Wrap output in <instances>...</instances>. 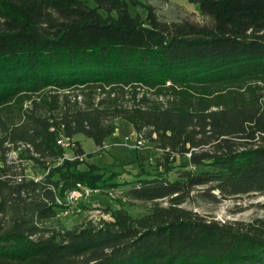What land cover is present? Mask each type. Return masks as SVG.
Segmentation results:
<instances>
[{
    "label": "trees",
    "instance_id": "obj_1",
    "mask_svg": "<svg viewBox=\"0 0 264 264\" xmlns=\"http://www.w3.org/2000/svg\"><path fill=\"white\" fill-rule=\"evenodd\" d=\"M0 0V103L47 86L154 89L166 83L200 85L264 75V0H188L208 18L166 22L152 9L141 18L136 0ZM98 86V87H100ZM193 109L76 108L59 115L30 116L0 135V264H264V221L246 228L202 219L171 206L140 219L116 214L101 228L43 236V222L63 205L65 192L94 187L100 168L64 159L59 137L81 134L101 148L126 120L163 158L189 153L196 167L170 180L146 176L129 189L134 198L180 200L185 187L215 181L223 194L264 192V100L208 111ZM18 152L44 173L27 179L12 172L7 154ZM77 155H83L80 147ZM37 235H40L37 237Z\"/></svg>",
    "mask_w": 264,
    "mask_h": 264
},
{
    "label": "rangeland",
    "instance_id": "obj_2",
    "mask_svg": "<svg viewBox=\"0 0 264 264\" xmlns=\"http://www.w3.org/2000/svg\"><path fill=\"white\" fill-rule=\"evenodd\" d=\"M85 1L94 6L93 1ZM148 8L166 22H208V18L200 13L198 5L188 0H136L134 6L130 5L131 11L139 14L141 18L145 17ZM98 86V82L74 84L64 89L47 86L0 103V135L3 127L24 122L30 116H56L76 108L99 107L108 110L138 106L147 109H193L196 103L204 102L210 111L228 107L234 99L245 103L252 94L264 100V75L195 86H171L166 83L154 89L120 84ZM113 121L118 124L117 134L109 136L101 148L92 139L81 134L74 136L71 144L65 147L64 159L78 156L81 161L79 170H86L88 163L93 164L100 168L102 178L94 187H81L82 191L76 196L74 206L67 212L57 210L52 217L45 220L42 223L46 228L43 236L53 235L60 238L62 234L75 229L105 227L114 220L116 214L140 219L154 207L162 209L174 206L197 214L202 219L240 228H246L259 220L264 221V192L227 195L215 188V181L185 187L177 203H171L170 198L157 199L154 202L132 197L129 189L146 176L161 173L170 180H183L188 171L199 173L212 170L213 167L208 164L196 167L190 163L189 153H171L168 160H165L162 150L157 149L146 138H143V146L132 147L126 140L133 132L132 125L126 120ZM77 147L82 149L83 155H77ZM14 156L16 159L12 172L23 174L27 179L44 175L33 161L21 158L18 152ZM60 163L57 160L50 166ZM85 189L91 191L87 193ZM70 260L69 264H84L82 258L72 257Z\"/></svg>",
    "mask_w": 264,
    "mask_h": 264
},
{
    "label": "built area",
    "instance_id": "obj_3",
    "mask_svg": "<svg viewBox=\"0 0 264 264\" xmlns=\"http://www.w3.org/2000/svg\"><path fill=\"white\" fill-rule=\"evenodd\" d=\"M131 137H135V139H133L134 140L133 147L138 148L139 146H141L143 144L144 139L142 137H137V135L135 133H133ZM131 137H128L127 139H130ZM71 139L72 138H65V137L61 136V137L58 138L57 142H58V144H60V146L63 149H65V147H68L71 144ZM15 153H17V152L16 151H10L7 154L8 162H14V160L16 159V156H14ZM63 156H64V153H63ZM63 156L58 159L59 163L63 161V159H64ZM74 158H78V156L74 157ZM35 179H38V178H35ZM86 191L88 193L91 190L88 189ZM76 196L77 195L75 194V192H65V194L62 197L56 198V201L59 204H62L63 205L62 210L64 212H67L69 208L74 206Z\"/></svg>",
    "mask_w": 264,
    "mask_h": 264
},
{
    "label": "crops",
    "instance_id": "obj_4",
    "mask_svg": "<svg viewBox=\"0 0 264 264\" xmlns=\"http://www.w3.org/2000/svg\"><path fill=\"white\" fill-rule=\"evenodd\" d=\"M118 128V127H117ZM116 131H117V129H116ZM115 131V133L113 134V135H116L117 134V132ZM134 133V130H133V132L130 134V136L129 137H131L132 136V134ZM108 138V137H107ZM106 138V139H107ZM134 137H131L130 139H126L127 140V144H129L130 146H132L133 147V145H134ZM132 140V142H129V141H131ZM141 146H143V144L141 145ZM141 146H139V147H141Z\"/></svg>",
    "mask_w": 264,
    "mask_h": 264
},
{
    "label": "bare ground",
    "instance_id": "obj_5",
    "mask_svg": "<svg viewBox=\"0 0 264 264\" xmlns=\"http://www.w3.org/2000/svg\"><path fill=\"white\" fill-rule=\"evenodd\" d=\"M85 190H88V189H85ZM81 191H82V190L79 188V189H77V190H71V191H69V192H75L76 195H79Z\"/></svg>",
    "mask_w": 264,
    "mask_h": 264
}]
</instances>
